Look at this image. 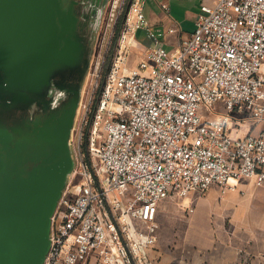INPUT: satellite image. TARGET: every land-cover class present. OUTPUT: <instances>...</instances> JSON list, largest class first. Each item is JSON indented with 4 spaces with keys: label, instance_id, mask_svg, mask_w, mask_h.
Here are the masks:
<instances>
[{
    "label": "built area",
    "instance_id": "2783aa9c",
    "mask_svg": "<svg viewBox=\"0 0 264 264\" xmlns=\"http://www.w3.org/2000/svg\"><path fill=\"white\" fill-rule=\"evenodd\" d=\"M144 4L129 0L108 70L107 46L88 68L43 264H151L163 200L242 179L264 186V127L241 133L264 124V0L202 4L173 50L157 45ZM130 48L141 49L135 67Z\"/></svg>",
    "mask_w": 264,
    "mask_h": 264
},
{
    "label": "water",
    "instance_id": "95a60500",
    "mask_svg": "<svg viewBox=\"0 0 264 264\" xmlns=\"http://www.w3.org/2000/svg\"><path fill=\"white\" fill-rule=\"evenodd\" d=\"M77 23L70 0H0V94L37 91L52 72L80 66ZM77 100L65 101L44 124L0 102V264H43L72 167Z\"/></svg>",
    "mask_w": 264,
    "mask_h": 264
},
{
    "label": "crops",
    "instance_id": "0c3cea01",
    "mask_svg": "<svg viewBox=\"0 0 264 264\" xmlns=\"http://www.w3.org/2000/svg\"><path fill=\"white\" fill-rule=\"evenodd\" d=\"M216 1L145 0L157 45L176 48L195 29L201 5ZM140 30L146 31L141 44L155 45L147 30ZM184 207L189 212H177ZM155 224L151 264H264V186L250 179L227 191L213 185L204 194L167 198L159 204Z\"/></svg>",
    "mask_w": 264,
    "mask_h": 264
},
{
    "label": "rangeland",
    "instance_id": "374dc122",
    "mask_svg": "<svg viewBox=\"0 0 264 264\" xmlns=\"http://www.w3.org/2000/svg\"><path fill=\"white\" fill-rule=\"evenodd\" d=\"M104 4H101L98 8H89V5H86L83 8V11L87 12L90 20L87 21L83 27L91 29L92 34L85 32L87 35L86 39L87 42L92 43V52L91 55L88 57V64L90 66L93 63L96 54L107 46L106 52L103 56V74L108 70L111 64L115 61L118 48H119V32L122 28L123 22L125 20V15L129 8V0H104ZM82 9L80 8V11ZM111 18H115L114 23L110 25L109 23L112 22ZM81 24V23H80ZM82 25V24H81ZM90 31V32H91ZM146 31L140 30L136 33V37L138 41H142ZM84 35V37H85ZM131 54L128 55L129 66L135 67L142 58L141 52H137L135 49L130 48ZM84 74V83L82 86V95L81 99L79 98V94L77 95L74 91L80 90L81 86H77L75 83H68L65 79L62 80L63 82L58 84L59 88L57 90L54 89L53 91H49V95L46 97V101L42 104H38V102H33L31 100V96L28 99H24L21 101L20 105L21 108H26V105L30 107V114L31 117L28 119L29 123H42L44 124L49 118L55 114L60 106L67 100L76 99L78 96V111L76 112V119L74 124V133L76 135L77 130L79 128L80 122V115H81V108L79 107L81 103H83L86 99V90H87V73L83 70ZM89 77V76H88ZM86 79V80H85ZM72 90V92H71ZM74 92V93H73ZM27 97V96H26ZM0 100L5 101V103L12 104L17 101L16 95L10 93H2L0 94ZM80 101V102H79ZM18 106V107H19ZM264 127V124L258 125V128L255 123L251 120H247L244 122L242 134H245L250 129L251 130H259ZM73 140V137H70V141ZM222 190V189H221ZM223 191V190H222ZM227 191V190H225ZM204 194V193H202ZM175 206V205H174ZM189 212L188 208L178 209L177 212ZM155 241V238H154Z\"/></svg>",
    "mask_w": 264,
    "mask_h": 264
},
{
    "label": "flooded vegetation",
    "instance_id": "af4514ba",
    "mask_svg": "<svg viewBox=\"0 0 264 264\" xmlns=\"http://www.w3.org/2000/svg\"><path fill=\"white\" fill-rule=\"evenodd\" d=\"M70 3L73 4V8H74V13L76 15V17L78 18V23H77V27L75 30V35L76 38L78 39L79 43H81V59H80V66L78 67H74L71 68V70L66 71L65 70H56L54 72H52L48 77L47 80H44L42 82V84L40 85L39 89L37 91H27L26 93L28 95L31 96V100H33V102H38V104H42L45 102H47L46 97L49 95V91H53L54 89L59 88L60 83H62V80H66L68 83L72 82V83H77L79 82V78L83 73V70L85 71V74L88 71L89 68V64H88V57L91 55L92 52V43L91 42H87V35H85L86 31L89 34H92L93 31H91V29H88L86 27H83V25H85L87 23V21L90 20V17L88 16L87 12L83 11V8L86 7V5H89V8H98L99 6H101V4H104V0H70ZM67 4V3H66ZM80 8L82 9L80 11ZM100 8V7H99ZM82 25H81V24ZM91 31V32H90ZM85 35V37H84ZM80 39V40H79ZM81 41V42H80ZM84 74H83V79H81V81L79 82L81 86L80 90H79V98L81 99V95H82V86L84 83ZM86 80V79H85ZM26 94L27 99L29 98V96ZM30 99V98H29ZM2 104L5 103V101H1ZM80 102V101H79ZM15 103V106L17 107L16 109V113H18L20 116L24 117L25 119H30L31 114H30V107L29 105H26V108H21V106L24 105H20V103ZM12 103V104H14ZM9 104V103H8ZM78 101L76 104V110H75V115H74V119H73V125L71 128V132H70V137H75V133H74V124H75V117L77 115V111H78ZM19 106V107H18ZM63 107V104L60 106V108ZM59 108V109H60ZM69 137V140H70Z\"/></svg>",
    "mask_w": 264,
    "mask_h": 264
},
{
    "label": "bare ground",
    "instance_id": "6f19581e",
    "mask_svg": "<svg viewBox=\"0 0 264 264\" xmlns=\"http://www.w3.org/2000/svg\"><path fill=\"white\" fill-rule=\"evenodd\" d=\"M3 92H4V91H3ZM5 93H10V94H14V95H16V99H17L16 102H18V103H21L22 100L27 99L26 94L24 93L23 90H21V91H19V90H15V91H7V92H5Z\"/></svg>",
    "mask_w": 264,
    "mask_h": 264
}]
</instances>
